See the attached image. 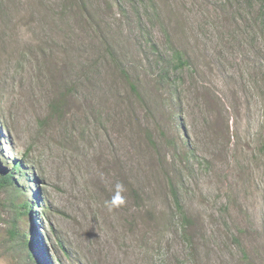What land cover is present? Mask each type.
I'll return each instance as SVG.
<instances>
[{
    "label": "rangeland",
    "instance_id": "rangeland-1",
    "mask_svg": "<svg viewBox=\"0 0 264 264\" xmlns=\"http://www.w3.org/2000/svg\"><path fill=\"white\" fill-rule=\"evenodd\" d=\"M20 159L0 264H29L13 223L38 264H264V0H0V173Z\"/></svg>",
    "mask_w": 264,
    "mask_h": 264
},
{
    "label": "trees",
    "instance_id": "trees-1",
    "mask_svg": "<svg viewBox=\"0 0 264 264\" xmlns=\"http://www.w3.org/2000/svg\"><path fill=\"white\" fill-rule=\"evenodd\" d=\"M152 50L159 53L158 48L155 45H152ZM160 57L170 64V67H167L170 69L166 71V73H168L169 71H182L184 68H189L190 66V60L186 53L176 47H172L169 53H161ZM120 70L123 72V75L128 78L126 71L123 69ZM130 88L132 91H135V85L133 83H130ZM65 106L66 101H64V99H58L53 101L49 106V115L47 116L46 120L60 118L63 114ZM147 137L149 141L153 143L149 134L147 135ZM10 165L11 168L9 171L5 172L3 170L4 172L0 173V187L9 188L10 190H12L13 193L18 194L22 190V188L18 185V182H20L21 178L26 176L25 174L28 170V167L22 159L18 161L11 160ZM131 194L135 200L140 199V194L135 189H131ZM170 194L172 197L173 204L178 213H180L182 220L187 225H192L193 219L188 216L187 213L184 211L183 206L179 201L177 190L173 184L170 185ZM32 206L34 205H32V203L29 201L21 203L20 208L22 211L20 212V214H22V216L29 215V211ZM8 238L9 244L10 246H12V250L24 253V258L27 262H29V264H38L30 251V242L27 240V237L25 235L20 234L19 228L15 223H13L8 230ZM233 239L236 241L235 237Z\"/></svg>",
    "mask_w": 264,
    "mask_h": 264
}]
</instances>
